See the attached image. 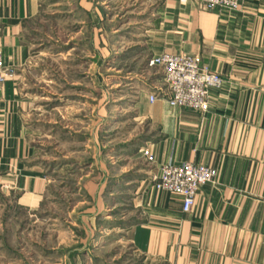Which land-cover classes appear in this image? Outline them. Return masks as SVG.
I'll return each mask as SVG.
<instances>
[{
	"label": "crops",
	"instance_id": "0c3cea01",
	"mask_svg": "<svg viewBox=\"0 0 264 264\" xmlns=\"http://www.w3.org/2000/svg\"><path fill=\"white\" fill-rule=\"evenodd\" d=\"M36 14V0H0V51L13 71L0 92V215L24 211L31 217L48 189L28 141L20 93L32 52L27 26ZM148 34L142 73L162 53L197 55L222 87L209 91L202 113L171 108L162 98L149 103L148 95L163 87L143 74L132 77L133 88L143 85L135 93L136 119L153 129L139 142L153 162L144 161V170L126 168L125 178L114 182L140 201L142 219L127 226L135 253L161 264H264V0H242L234 13L161 0ZM181 163L216 172L188 213L152 183L161 167ZM97 204L90 217L104 211ZM5 218L0 229L12 226Z\"/></svg>",
	"mask_w": 264,
	"mask_h": 264
},
{
	"label": "rangeland",
	"instance_id": "374dc122",
	"mask_svg": "<svg viewBox=\"0 0 264 264\" xmlns=\"http://www.w3.org/2000/svg\"><path fill=\"white\" fill-rule=\"evenodd\" d=\"M160 1L36 0L20 93L48 189L31 217L0 215L12 220L0 229V264H161L135 253L127 226L142 219L140 201L114 185L148 163L139 142L153 129L135 108L143 85L129 83L143 74L163 87L160 71L142 73ZM96 201L104 211L93 218Z\"/></svg>",
	"mask_w": 264,
	"mask_h": 264
},
{
	"label": "built area",
	"instance_id": "2783aa9c",
	"mask_svg": "<svg viewBox=\"0 0 264 264\" xmlns=\"http://www.w3.org/2000/svg\"><path fill=\"white\" fill-rule=\"evenodd\" d=\"M180 4L192 3L204 12L217 11L234 13L242 0H177ZM148 69H158L161 73L163 88L157 93L148 95L149 103L158 98L166 101L171 108L186 109L196 112L208 110L209 91H217L222 87L221 78L212 73L197 55H174L162 53L148 60ZM13 71L3 64L0 51V92ZM160 94V95H159ZM143 156L148 163L153 162L147 150ZM216 172L203 165L181 163L167 164L160 168L157 177H153V188L157 192L177 197L181 203V211L188 213L193 205L198 190L207 184H213Z\"/></svg>",
	"mask_w": 264,
	"mask_h": 264
}]
</instances>
